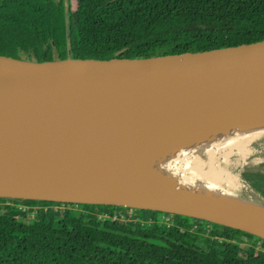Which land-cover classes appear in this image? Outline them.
Segmentation results:
<instances>
[{
  "label": "trees",
  "instance_id": "16d2710c",
  "mask_svg": "<svg viewBox=\"0 0 264 264\" xmlns=\"http://www.w3.org/2000/svg\"><path fill=\"white\" fill-rule=\"evenodd\" d=\"M261 40L264 0H0V55L25 60L143 58ZM244 176L264 193V172ZM1 201L0 264H264V238L206 220L126 206L118 210L131 217L114 220L116 205L85 203L77 213L73 202Z\"/></svg>",
  "mask_w": 264,
  "mask_h": 264
},
{
  "label": "water",
  "instance_id": "95a60500",
  "mask_svg": "<svg viewBox=\"0 0 264 264\" xmlns=\"http://www.w3.org/2000/svg\"><path fill=\"white\" fill-rule=\"evenodd\" d=\"M0 66L18 73L0 87V198L151 209L264 238V206L154 192L107 196L105 188L90 200L60 199L37 184L52 161L76 155L80 137L113 139L146 123L155 133L181 125L190 136L198 124L264 108V40L143 58L39 62L0 55ZM98 151L94 144L81 159Z\"/></svg>",
  "mask_w": 264,
  "mask_h": 264
},
{
  "label": "bare ground",
  "instance_id": "6f19581e",
  "mask_svg": "<svg viewBox=\"0 0 264 264\" xmlns=\"http://www.w3.org/2000/svg\"><path fill=\"white\" fill-rule=\"evenodd\" d=\"M17 76L16 71L0 66V87L6 86ZM196 126L197 134L208 133V137L215 136L210 132L217 134L218 131H223L222 141L228 138L226 132L231 131H248L260 135L264 133V108L228 114L218 120ZM180 134L181 125L175 128L163 125L155 133L150 124L146 123L133 129L130 135L124 134L113 139L95 141L88 136L80 137L73 143L76 155L52 161L44 168L37 184L40 190L46 191L44 193L48 195L71 200H90L99 188H105L107 196L154 192L167 197H188V194L199 189L186 184L183 180L197 178L198 171L188 159L181 158V152H184L183 149L181 150V143L185 138L178 143ZM94 144L98 145L97 156L83 161L81 154ZM191 145L194 146V143ZM170 174L178 177H171ZM164 184L168 190L161 191L162 188L159 187ZM229 187L232 194V199L229 200L221 196L197 197L205 201L245 205L244 200L239 196L240 183L237 173L230 174ZM31 191L35 192V187H32Z\"/></svg>",
  "mask_w": 264,
  "mask_h": 264
},
{
  "label": "rangeland",
  "instance_id": "374dc122",
  "mask_svg": "<svg viewBox=\"0 0 264 264\" xmlns=\"http://www.w3.org/2000/svg\"><path fill=\"white\" fill-rule=\"evenodd\" d=\"M222 132L223 131H218L217 134H215L216 132L215 133L210 132V133H213V135H215L213 137H208L207 136L208 133H205L204 135L203 133L202 134L200 133L191 134L190 133V136H188L187 135L188 131H184L183 133H181V135H179L178 143H181L182 140L185 138L183 142L181 143V150L183 149L182 151L185 152V153L181 152V158L183 157V159H186V160L188 159L192 166L195 165L194 167L198 171V176L200 177L199 178L197 176V178L183 180L186 182V184H190L193 187L199 189L197 190V192H192L191 194H188V195L189 196L194 195L196 197L197 196H207V197H213V198H217L218 196H221L224 198L227 197L226 199L228 200L232 199L231 198L232 194H231L230 187H229L230 174L237 173L239 177V183H240L239 196L244 200L245 204L250 205V206H259V207L264 206L263 191L259 188L252 186L244 176V173L248 170L264 172V133L260 135H256L248 131H245V132L243 131L232 132L231 131L230 133L226 132V134H228L227 136L228 138H225L224 141H222L223 140L222 138L224 137ZM182 136L183 138L181 139ZM184 141L185 142L188 141L187 142L188 145ZM192 143H194L195 147L191 145ZM201 143L202 145H198ZM241 145H244V146H241ZM200 162L203 163V165ZM170 175L171 177H175V178L178 177L176 175L173 176V174H170ZM159 188H162L161 191L167 189L165 184L160 186ZM1 203L2 201L0 202V204ZM84 204L85 203L82 201L74 202V205L71 208L77 211V213H81L84 210ZM42 207H43V203H38L36 205H33L30 208L35 210V212H38V210ZM118 209H120L119 206H117V210ZM117 210H116L117 216H120V218L122 217L124 219H127V217H131V214H132L131 209L128 210L127 214H124L122 211H120L121 209L118 211ZM160 215L161 217L163 216L165 218L163 219L165 222L162 220L164 223L168 222L169 224H172V220H171L172 216H170L171 217L170 219V217L165 214H160ZM194 220H195L194 217H190V221H194ZM202 221L204 225H208V222H205L204 220ZM214 231H215V227L212 224L210 227V231H208V234L214 237V234H215ZM258 248L261 249V246L259 245Z\"/></svg>",
  "mask_w": 264,
  "mask_h": 264
},
{
  "label": "built area",
  "instance_id": "2783aa9c",
  "mask_svg": "<svg viewBox=\"0 0 264 264\" xmlns=\"http://www.w3.org/2000/svg\"><path fill=\"white\" fill-rule=\"evenodd\" d=\"M10 203H14V204H17L18 206H19V208H21V209H23V210H27L30 206H27V205H24V204H21V203H16V202H10ZM123 214V213H122ZM166 215V214H165ZM164 215V216H165ZM168 216V215H167ZM120 216H117V213H116V215H115V217L113 218L114 220L115 219H117V218H119ZM170 217V216H169ZM122 218V217H121ZM124 219V218H123ZM163 219H165L163 216H162V220ZM170 219H171V217H170ZM164 221V220H163ZM162 221V222H163ZM165 222V221H164ZM166 223H168V222H166ZM169 224V223H168Z\"/></svg>",
  "mask_w": 264,
  "mask_h": 264
}]
</instances>
